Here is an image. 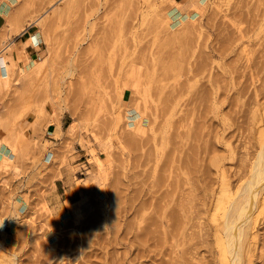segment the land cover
<instances>
[{"label": "rangeland", "instance_id": "rangeland-1", "mask_svg": "<svg viewBox=\"0 0 264 264\" xmlns=\"http://www.w3.org/2000/svg\"><path fill=\"white\" fill-rule=\"evenodd\" d=\"M237 4L241 27L259 19L243 43H238L233 24ZM2 9L0 143L7 152L0 149V238L18 264L111 263L113 256L105 251L121 254L123 247L107 246L106 239L116 231L121 236L126 222L138 230L139 216L151 207L147 204L136 213L132 206L156 182L148 174L162 173L158 168L177 142L174 150L181 151L174 152L182 161L175 160V166L186 167V154H196L200 144L201 158L209 155L206 165L210 155L224 153V141L238 154H256L259 134L251 125L252 114L242 112L249 111L246 97L254 86H264V0H0ZM15 40L21 48L16 49ZM31 42L38 44L37 54L28 55L23 64L27 69L21 71ZM248 49L257 67L252 71L244 60ZM46 56L40 68L29 67ZM208 77L223 85L229 82V87L232 81L237 87L245 85L247 93L215 113L202 100ZM227 115L241 127L226 130L218 142L214 137L216 131L223 132L220 118ZM149 125L157 139L158 130L165 137L170 130V137L177 129L175 141L171 136L165 138L167 145L159 142L165 146L158 161L153 140L149 142L153 133L145 132ZM223 164L237 165L229 158ZM56 165L66 167L68 175L61 209L54 212L50 198L55 174L50 167ZM259 230L258 246L264 250V226ZM201 249L197 264L208 259ZM252 259L251 264H264V254Z\"/></svg>", "mask_w": 264, "mask_h": 264}, {"label": "bare ground", "instance_id": "bare-ground-1", "mask_svg": "<svg viewBox=\"0 0 264 264\" xmlns=\"http://www.w3.org/2000/svg\"><path fill=\"white\" fill-rule=\"evenodd\" d=\"M229 1L230 0L228 1L225 0V2H229ZM235 9H236L235 13L233 14H236L235 16L236 20L234 19L235 20L234 22L231 19V21L234 22L233 24L235 25V31H237L236 33H238V35L236 34V36H238L237 37L238 43L239 42L243 43L247 34H249V32H252V27L253 26L255 27V25L258 24L257 20L259 19L253 18L251 20L252 22L250 21L251 23H249L247 27L245 28L241 27L243 18H242V14L240 13L241 11L240 4L235 5ZM179 16H183V15L180 14ZM247 38L249 39L250 37H247ZM247 51L249 53L244 52L245 53L244 60L246 62V67L252 71V68L254 67L252 66L253 65L252 62L254 59H252L251 56L253 54L250 55V52L252 51H249V49ZM7 54L9 55V53ZM47 58L48 56L41 58L38 61H34L33 63H29V67L32 69V67L34 68L35 65L37 64V68H40L41 65L43 66ZM22 59L20 61L21 65L19 69L21 71H25L27 68H24L23 64L25 62H28L29 57L28 58L26 57L23 60ZM255 68L257 67L255 66L254 70ZM192 72L194 73L193 70L191 71V73ZM195 76H196V73L193 74V77ZM214 80L208 77L207 82H209V84L207 85L208 87H205L207 88V90L206 89L204 90V93H203L204 95L202 94V100L204 101V103L207 102L208 108H210V110L214 111L215 113H216V109L222 108V106L225 105L227 102L231 104H237V102L242 99L240 96L247 93L246 89L248 87L247 86H246L247 88L244 87L245 85L243 86L240 85L237 87V85L234 84V82L232 81L233 83L232 87L231 86L229 87V82L227 81H226L227 83H224L223 85L222 83L220 84L217 81V79L216 81ZM190 85H193V84L191 83ZM192 87H194V85ZM257 87H258L257 85L254 86V88L252 87L253 89L250 91L251 93H253L251 94V96L253 97H251L250 95H249L250 97L249 96L246 97L247 101H249L247 105L249 111H246L247 109L242 108L243 109L242 113H244L245 111V112H250L252 114L250 116L251 125L254 129L258 131V134H259L258 135L259 138L257 137L258 141H257V146H256L257 147L256 154H254L253 157L251 158L250 156H248L249 154L247 152H246V155L245 153L244 155L238 154L236 152V148L232 147L230 145V142L224 141V146H225L224 153L223 154L213 153L212 155H210L211 158L209 159V164L206 165L207 160H205V157H208L209 155L205 156L204 158L202 156L201 158L200 150L202 149H200V146H201L200 144V146L196 147L197 148L196 154L195 153L192 154L193 152L189 153L190 154L189 155L190 157H189L185 153L186 156L188 157V160L187 159L185 160L188 163L186 162V167H182L180 166L182 163L176 166L173 164V162L176 163L175 160L177 162L182 161L181 159L182 157L180 158V156H178L179 154H175L174 152L178 149L176 145L177 148L176 150H174L175 149L174 146L175 144L179 142L175 144L172 143L174 144L173 148L170 147L172 146V144L169 143L171 144L169 145L171 150L170 148H168V151L170 150V153L168 151L165 152L166 150H164L165 155L167 153L169 154L166 155V160H164L165 157L163 158L162 165L160 163L162 168L161 167L160 169L158 168V171L160 170V172L162 173L157 172L156 177H155V174H152V173L148 174L146 171H144L149 176H152L153 181H156L159 184L158 183L156 184V182H153V184L150 185L151 187H149L150 189L148 191H144L145 192L144 198L140 202H138L137 206H132L133 212L137 213L139 210L144 209V206H146L147 204H148L147 208H149V204H150L151 212H149L146 215L142 213L139 216L140 217L139 219L140 221L138 222L139 226L137 224L135 225L136 228L138 227V230L135 228L136 231H132L131 229L134 228V227L132 228V226H134L133 223H130L132 224L131 226L129 223L126 225L127 223L126 222L124 223V228L121 232L123 234H121V236L119 235L120 233L118 234V231H116L114 233L115 235L108 237V239H106L107 246L110 244L111 245L118 244V246L123 247V250H122L123 252L121 254L117 253L115 255L114 251H105L106 256L108 257L109 255L110 257L113 256L111 259V263L109 264H145L147 260L150 261L151 264H154V263L155 264H197L198 263L197 261H201L200 258L198 257V255L200 254L199 252L200 248H202L201 250L206 251L205 253H207V256H208V259L204 262V264H251L253 261L252 258L259 259V257L262 256V254H264V250H262L261 247L258 246L260 242L259 240L261 238L260 237L261 232L259 229L262 226H264V103L261 102V99H264V86H262L261 88L259 87L257 88ZM221 95L223 97V98L221 97L222 99L219 98ZM150 97H151V94H150ZM219 99H221V101ZM197 106L194 105V108L196 107V110H197ZM242 106H244L243 103H242ZM172 110H170L169 112L172 113L174 111ZM158 112L160 113V109ZM153 117H155L154 122L155 120H157L158 122V118H157L158 116L155 114V116ZM162 118H164V115L161 117V120H163ZM220 120L223 125L222 135L220 131H216V134L214 137L217 139L218 142L222 141L221 139L224 137L223 133H225L226 130H229L232 128L240 129L239 127H241L239 123L234 122L232 119H230L228 115L222 116ZM157 122H156L157 126L155 125L156 127H158L159 125ZM161 123L163 124L164 120L161 121ZM161 123H160V126H161ZM182 124H184V122ZM149 127L150 125L148 126V130L147 131L145 130V132L147 133L151 130V133H153L152 139H150L149 142L153 140L154 144L153 143L151 144H153V146L155 147L154 149L156 150V154L155 153L154 154L156 155V161H158L161 155L163 154L162 149L164 148L165 144L167 145L168 141L166 140H168L173 135V133H176L175 130L177 129L174 130L172 135L170 134V137H169V134H167L168 131L170 130H166L167 133L165 131L166 136L168 135V137H165V135H161L163 131L162 129H161L162 130L161 132L160 130H158L159 131L158 135L160 136L157 139L158 136L155 135L153 131V126L151 129ZM156 127H154V130H156L155 129ZM199 127H200V124H199ZM185 128H188V127H185ZM141 132H143V129L141 130ZM151 133L149 134L151 135ZM198 133L199 132L197 131V134ZM149 134H148V137H149ZM177 134L176 136H178ZM179 135L181 136V133ZM173 138H176V137L172 136V138H170L169 140L171 141V139ZM159 139L161 141H159ZM208 139H210V137ZM173 140L175 141V139ZM197 140H200V139L197 138ZM159 142L165 143L164 146L162 143L160 144ZM209 142H208V145H209ZM158 143L160 145H158ZM208 145L206 146V148L208 147ZM151 148H148V149H151ZM208 148L207 149L210 150V147ZM0 149H1V143H0ZM211 149L216 150L214 149V147ZM213 150L211 152H213ZM177 151H181V150L178 149ZM145 152H142V154H144ZM150 152L152 151L150 150L149 153ZM202 152H205V151L203 150ZM208 153L211 154L210 152ZM150 154H147V155L150 156ZM173 154L177 155L178 157L174 156ZM185 154H183V156ZM191 155L193 156L191 157ZM149 156L148 158L151 159L152 156L151 157ZM176 157L179 159H176ZM226 158H229L230 160L234 161V163H236L237 165L226 167L223 164ZM153 159L155 160V158H152V160ZM142 160L143 159H141V161ZM197 161H199V163ZM147 162L145 163L148 164ZM189 162L192 163L193 165L192 168L188 166V164L190 165ZM201 162L203 163L204 168L203 167L201 168L202 166ZM149 163H153V162H149ZM152 166L154 167V164H152ZM150 172H152V170H150ZM134 174H136V172ZM143 175L145 174L143 173ZM135 178L138 179L139 177L137 176ZM142 178L141 180L144 181L146 184L147 179H142ZM173 178H175V180H173ZM138 182L140 181H137V184ZM144 182H140V184L142 183V185H144L143 184ZM185 186L187 187L186 190L184 188ZM103 195L104 194L100 193V197H102ZM81 196H83V194H81ZM138 196L140 197V195ZM74 209L78 213L79 207L75 206ZM108 232L109 230L107 231V233ZM51 234L49 235V238ZM2 241L3 240L0 238V257L2 258L0 260V264H18L17 260L13 259L15 257V254H12V255L7 254V248L3 245ZM167 254L168 256L170 255L168 260L165 259V256ZM172 254H175V255L171 256ZM204 258H206V256H204Z\"/></svg>", "mask_w": 264, "mask_h": 264}, {"label": "crops", "instance_id": "crops-1", "mask_svg": "<svg viewBox=\"0 0 264 264\" xmlns=\"http://www.w3.org/2000/svg\"><path fill=\"white\" fill-rule=\"evenodd\" d=\"M4 10L2 9V12H0V27L4 24L5 19H4V15H3ZM19 40H15L14 45L16 47V49L21 48L19 45ZM31 44L34 46H27L25 48V53L28 57L34 54H37L36 48L38 47V44L36 45L35 43L31 42ZM2 150V147H1ZM7 152L5 149L2 150ZM51 169V173L55 174V178L53 180L52 183V197L50 198V204L53 206V211L57 212L60 211L61 209V200L64 199V195L67 192V185H66V177L68 175V169H66V167L63 166H57L56 167H50Z\"/></svg>", "mask_w": 264, "mask_h": 264}, {"label": "clouds", "instance_id": "clouds-1", "mask_svg": "<svg viewBox=\"0 0 264 264\" xmlns=\"http://www.w3.org/2000/svg\"><path fill=\"white\" fill-rule=\"evenodd\" d=\"M0 227H2V223H0Z\"/></svg>", "mask_w": 264, "mask_h": 264}]
</instances>
